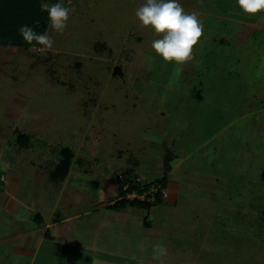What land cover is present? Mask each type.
<instances>
[{
	"label": "rangeland",
	"instance_id": "obj_1",
	"mask_svg": "<svg viewBox=\"0 0 264 264\" xmlns=\"http://www.w3.org/2000/svg\"><path fill=\"white\" fill-rule=\"evenodd\" d=\"M59 3L73 12L63 34L49 21L52 50L0 47V176L17 170L20 219L39 208L59 221V244L45 243L56 253L36 264H159L158 243L164 264H264V12L179 0L204 35L178 65L152 50L161 37L135 16L143 0ZM63 148L69 174L49 181ZM189 153L176 204L107 206L119 174L151 183L165 154L175 167Z\"/></svg>",
	"mask_w": 264,
	"mask_h": 264
},
{
	"label": "clouds",
	"instance_id": "obj_2",
	"mask_svg": "<svg viewBox=\"0 0 264 264\" xmlns=\"http://www.w3.org/2000/svg\"><path fill=\"white\" fill-rule=\"evenodd\" d=\"M237 4L247 15L264 12V0H237ZM41 10L48 13L50 28L63 34L73 9L62 3H41ZM135 16L144 27L150 26L161 37L152 41L151 48L165 62L183 65L195 59L194 48L204 35V23L196 11H185L179 0H143L135 10ZM18 31L28 44L35 42L42 46V51L52 50L54 40L47 32L38 34L28 25L21 26ZM153 253V260L164 264L168 249L158 243L153 246Z\"/></svg>",
	"mask_w": 264,
	"mask_h": 264
},
{
	"label": "crops",
	"instance_id": "obj_3",
	"mask_svg": "<svg viewBox=\"0 0 264 264\" xmlns=\"http://www.w3.org/2000/svg\"><path fill=\"white\" fill-rule=\"evenodd\" d=\"M173 140H175L174 137ZM15 141L16 146H18V148H21L19 147V143L17 142V140ZM171 147H173V143L171 144ZM175 149L180 155H183L184 151H181L180 148L177 147H175ZM191 154L192 153L187 154L182 162L177 164L175 167H171L170 171L167 173L166 190L169 187H173L175 193H172V195L168 194L163 203H166V201L169 200L173 202V204H176L178 200L182 198L181 193L178 194L177 190L182 186V183L186 181L185 174L175 173V171L178 166L185 162L186 158L191 157ZM172 156L175 157L174 159H178L175 154ZM163 161L161 162L162 175L157 179H160L163 176ZM172 162L174 161H171V163ZM15 171L17 172L16 168ZM15 171L13 172L11 177L8 176V178H4L3 176H0V178H3L2 181L0 179V196L2 198V200L0 201V203H2L0 209H4V211L6 210V212H8L5 214H0V264H36L37 260L43 259L41 255H44L46 260L50 257V253H56L53 248L45 243L48 241L50 243L59 244L58 241H55V237H53L51 233L52 228H55L56 225H58L59 221H53V212L49 217L46 214H43L39 208L38 212L33 211L31 212L30 216L25 215L22 219L17 216L16 212L14 211V207L23 204V202H21V200L18 199L14 193L15 188H18L16 187V185H18L19 182V177L18 175H16ZM68 174L59 181L64 182ZM49 181H53V179L49 177ZM93 185L96 188L98 187V184H96L95 182H93ZM107 187H109L111 193L115 195V201H117V183L115 182L112 184L111 182ZM115 201L110 198L107 206H112ZM125 209L126 208L118 210L125 211ZM43 210L45 209L43 208ZM37 216L39 219L37 218ZM71 218L72 217H66L60 222L69 220ZM37 221L39 223H37ZM143 225L145 226V224ZM149 226L150 224L147 227ZM44 244L46 245V248L42 252V247ZM64 248L65 247H61L60 249ZM51 250H53V252Z\"/></svg>",
	"mask_w": 264,
	"mask_h": 264
},
{
	"label": "trees",
	"instance_id": "obj_4",
	"mask_svg": "<svg viewBox=\"0 0 264 264\" xmlns=\"http://www.w3.org/2000/svg\"><path fill=\"white\" fill-rule=\"evenodd\" d=\"M41 3H48L49 5L59 3V0H0V47H18L22 49H30L34 47H41V45L28 44L19 34V28L24 25H28L33 28L38 34H44L47 32L49 19L48 13L41 10ZM101 44H96L94 49L100 50ZM29 137L25 134H19L17 137V142L19 147L23 148L28 146L27 142ZM63 157V158H62ZM73 154L70 149L63 148L60 150L59 163L56 165L55 170L52 171L51 179L53 181H59L63 179L69 172L71 166V160ZM173 161L172 155H166L163 161V176L151 183H141L136 177L131 175H126V173H121L123 180L119 177L116 178L117 183V201L110 206L111 209H124L127 207L137 208L141 210H149L152 207L160 205L163 203L164 199L161 194L155 195L154 202H139L136 200H127L123 197L124 192L122 191L124 182L127 181L130 184L128 191H132L135 188L143 187L144 189L150 185L158 184L161 189L166 190V178L167 173L170 171V164ZM123 197V198H122ZM38 218V216H37ZM39 219V218H38ZM37 223H39L37 221ZM145 226L149 223H144Z\"/></svg>",
	"mask_w": 264,
	"mask_h": 264
},
{
	"label": "built area",
	"instance_id": "obj_5",
	"mask_svg": "<svg viewBox=\"0 0 264 264\" xmlns=\"http://www.w3.org/2000/svg\"><path fill=\"white\" fill-rule=\"evenodd\" d=\"M118 177L121 180H123L121 174ZM0 179L1 181L3 180V178ZM128 187L130 188V184L127 181H125L122 191L124 192L123 197L127 200H131V201L136 200L139 202H154L155 195L158 193L161 194L163 199L167 198V190L161 189L160 185L158 184L150 185L145 189L140 186L138 188L133 189L132 191H128L129 190Z\"/></svg>",
	"mask_w": 264,
	"mask_h": 264
}]
</instances>
